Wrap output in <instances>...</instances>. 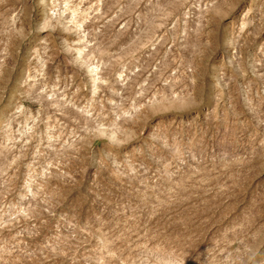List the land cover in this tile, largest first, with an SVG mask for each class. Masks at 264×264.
<instances>
[{
  "label": "rangeland",
  "instance_id": "1",
  "mask_svg": "<svg viewBox=\"0 0 264 264\" xmlns=\"http://www.w3.org/2000/svg\"><path fill=\"white\" fill-rule=\"evenodd\" d=\"M0 264H264V0H0Z\"/></svg>",
  "mask_w": 264,
  "mask_h": 264
}]
</instances>
